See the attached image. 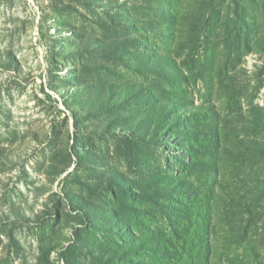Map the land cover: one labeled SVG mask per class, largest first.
<instances>
[{"label": "rangeland", "instance_id": "obj_1", "mask_svg": "<svg viewBox=\"0 0 264 264\" xmlns=\"http://www.w3.org/2000/svg\"><path fill=\"white\" fill-rule=\"evenodd\" d=\"M0 264H264V0H0Z\"/></svg>", "mask_w": 264, "mask_h": 264}]
</instances>
